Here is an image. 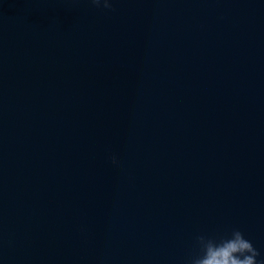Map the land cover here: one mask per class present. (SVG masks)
I'll use <instances>...</instances> for the list:
<instances>
[{"label":"water","instance_id":"obj_1","mask_svg":"<svg viewBox=\"0 0 264 264\" xmlns=\"http://www.w3.org/2000/svg\"><path fill=\"white\" fill-rule=\"evenodd\" d=\"M264 259V0H0V264Z\"/></svg>","mask_w":264,"mask_h":264},{"label":"clouds","instance_id":"obj_2","mask_svg":"<svg viewBox=\"0 0 264 264\" xmlns=\"http://www.w3.org/2000/svg\"><path fill=\"white\" fill-rule=\"evenodd\" d=\"M89 3L98 8L112 9V0H89ZM195 243L200 254L191 256L187 264H264V259L257 260L259 251L238 229L226 238L197 235Z\"/></svg>","mask_w":264,"mask_h":264}]
</instances>
